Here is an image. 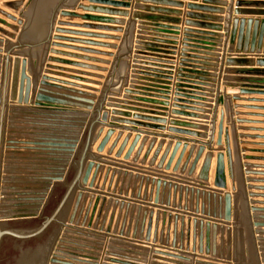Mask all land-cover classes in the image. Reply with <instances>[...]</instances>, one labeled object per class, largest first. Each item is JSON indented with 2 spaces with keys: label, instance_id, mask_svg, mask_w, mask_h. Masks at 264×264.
Listing matches in <instances>:
<instances>
[{
  "label": "water",
  "instance_id": "1",
  "mask_svg": "<svg viewBox=\"0 0 264 264\" xmlns=\"http://www.w3.org/2000/svg\"><path fill=\"white\" fill-rule=\"evenodd\" d=\"M131 1L132 0H82L83 3L105 7H87L81 4L77 6L79 11L119 18H128L130 14L118 11L117 9L132 8L133 14L128 22L120 19L93 17L89 15L82 16L68 11H61V8L63 7L61 4L60 7H57L50 20L46 37L39 43H22L20 42V37L8 33L0 27L1 36L17 42L16 45H13V47L7 51V56H3L2 63L0 82V177L9 89L10 101L17 102L16 106L14 105L9 109V119H12V116L16 115L19 111L22 112V116H27L26 118H28L27 121L29 122L46 123L45 125H31L37 129H30V132L37 133L28 136H34L40 139L28 140L29 142L34 143H27L25 145L34 147V150L33 148L30 150L32 152H41V155L39 156L44 158L42 161H39L45 162L44 165L40 166L43 169L37 171L43 173L26 175L32 177L35 176L30 179V181H42L44 184L41 185V189H34V186H37L36 184L28 185L32 187H26L24 189H15L14 187H3L2 189L5 193H2L0 199V264H74L71 261H68V256L72 258L75 256L72 252L80 251L72 248L77 247L88 249L86 245H79L84 244V241L76 238L99 239L102 237L94 235L87 230L100 229L101 232L105 230L104 224L100 226V221L103 207L107 202V199L102 198L100 194L86 191L85 188H99L103 176L101 177L100 175L97 180L98 173L101 172L102 175L106 173L107 176L111 173V169L110 167L108 169L107 165L119 169L118 174H116L117 180L115 188H117L122 177L124 182L123 185H125L127 179H129V182L134 179L135 183L140 181V189L137 195L138 200L141 199V190L143 189V184L146 183L143 201L148 198L150 202H153L156 205L160 203H166L167 207H170L171 205L175 207L178 205L180 210L183 208L184 203V210L187 211V200L190 198L191 212L195 211L197 215L222 222V227L219 228L217 223L214 225H210L209 223L204 225L203 222L199 223L196 219L192 220L190 217L189 219H186L185 215H182L181 217L176 215L173 219L174 228L173 240L171 243L169 241V235L165 242L163 239L167 215H162L163 220L160 245H165L167 248L171 247L172 249H178L180 252L186 251L192 252L193 254L198 253L199 255L205 254L213 258H226V261L231 263L232 257L229 254V251L225 257L222 252L217 249V236L219 231L223 236L225 233V226H230L233 223L234 264H264V224L257 225L259 230L255 231L253 230L252 224V219L253 221H264V202L255 200L264 198V195L256 193L247 194L231 96H225L224 87L226 121L227 125H230L231 127L234 158L231 146L230 129L225 128V110L219 109V99H216L215 107L212 109L197 103H207V101L201 100L200 98L212 99L213 94H216L215 84L219 83V81H217L219 78V71L217 68H219L218 58H220V56L218 55L219 51H216L214 48H216L217 45H220L224 38V35L220 34L223 31V27L220 24L224 22V19L215 16H222L225 13L224 8L228 6L227 2L229 0H202V5H187V10L189 12L186 15V28L183 30V45L179 56L177 80L175 84V99L173 100L174 105L172 106L175 110L171 112L172 116L180 117L184 120H174L170 122L167 119H163L168 118L165 113H158L166 111H152L153 109L150 108L145 109L143 107H134V105L126 103H141L167 108L170 100L169 97H167L169 96V93H159L155 90L170 92L169 89H165L161 86L171 87L172 79L161 77L160 75H162V73L158 71L146 70L138 73L136 69L133 68L129 79V86L123 90L124 102L113 99H109L108 101L105 100L106 95L120 97L123 87L128 85L136 22L140 39L135 43V51L133 52L135 57L145 56L149 58L144 60L145 62L150 63L147 64V66L162 70L165 68H163V66L170 64H166L161 60L174 61L169 58L176 56L175 49L163 48L160 47V44L175 46V44L170 42L177 41V37L180 36L181 31L179 28L171 26H179L181 21L172 17H179L180 14L163 8L139 10L132 6ZM137 1L138 3L164 8L182 9L184 7L183 3L175 1ZM191 1L197 2L198 0ZM20 5L21 3L8 4L7 7L18 11ZM233 7L235 8L234 15L236 16L253 15L264 17V11L258 13H243L240 11L241 8H264V2L237 0L236 2L234 1ZM135 10L144 11L149 14L135 12ZM0 16L15 23L17 27L7 25V23L1 19L0 26L7 27L16 33H20L19 27H22L23 31L21 34H23L27 25V19L24 15L17 17L0 9ZM58 17L63 19H80L90 23L105 25L126 26V28L121 40L119 37L75 31L73 29L101 33H122L123 29L95 25H75L63 21L59 22L57 21ZM230 24V30H228L227 35L228 42L232 45L237 44L238 49L246 54L249 53L250 56H224L223 67L220 73L222 75H264V72L256 70L237 71L224 68H264V57L251 56L264 49V20H245L232 17ZM55 25H57V27H55ZM141 36H148L149 39H142ZM97 40H121V43L118 48L116 45L100 43ZM65 43L69 45H66ZM0 48H3V43L1 41ZM91 48H107L110 50L118 49V51L115 56L113 53H106ZM21 49H26L29 53L36 49H43L45 53L50 55L45 61L46 73L42 76L36 93L33 91V85H36L38 76L34 75V78L36 76V79L33 81L32 77L28 74L30 65L28 60L29 56L27 55L26 57L21 58L22 56L20 54H16L12 66L11 54ZM88 55L114 58L97 103L96 95L80 90L91 92L97 91L60 81L55 78V75L50 77V70L66 72L65 69H59V67H57L58 65L101 73L108 72V69L106 68L96 67L89 65L88 63L108 66L110 65L109 62L90 58ZM59 57L67 58V60L59 59ZM30 71L33 74L36 73L31 65ZM85 75L86 74L71 76L69 79L83 84L90 83L81 77H85ZM245 84L251 83L247 80H239L237 84L226 82L224 83V86L240 88L241 95L264 96V92L254 91L264 89ZM59 91L64 93H59ZM33 94V103L30 105L31 96ZM152 94H157V96L160 97H154ZM153 100L162 101L159 103ZM234 100L236 102H256L241 97H235ZM21 106H24L23 110L20 108ZM105 107L113 110L109 113L104 109ZM25 108H27V110H25ZM242 108L259 110L256 107ZM206 109L212 111H206ZM217 110L219 112L218 123L216 121L218 114ZM68 115L73 117H67ZM206 115H213L214 117L211 120V118ZM38 118L47 119L40 121ZM69 120H74V127L69 126V124H71V121ZM187 120L211 121L212 129H208L206 125L193 123ZM237 122L241 125L253 124L251 121L244 119H238ZM168 123L171 126L169 128L166 127ZM57 124L63 125L58 127ZM9 129L12 130V132L10 131L7 133V147L5 150L14 151L16 149L11 146L18 145L19 143H15V140L17 139L13 136H15L14 134H16V132L13 130L17 131L20 129L13 126ZM105 129L108 130L105 132ZM116 130H119L120 132L117 133ZM241 130L243 132L257 131L256 129L244 127ZM124 131L137 134L134 136L131 143V135L126 136L123 133ZM166 131L171 134L205 140L209 139L210 141L209 143L195 142V144L200 145L196 150V147L189 146L190 141L179 138L178 140L184 142V144L181 146H175L172 153L171 144L167 145L157 165L158 170L165 168L167 171H171L173 175L178 173L184 175L188 172V176L192 177L197 170V166L204 155L206 147H211L215 144V147L219 151L226 152V155L224 153H219L217 155V164L213 181L214 190H207V185L210 183L212 163L214 159V154L211 152L204 156L203 163L196 178L197 187H185L179 185L176 181H168L163 178L151 179V177H143L139 175L134 176L132 173H129L131 169L128 168L132 167L129 166L127 168L126 165H130V163L136 164L138 162L143 154L146 144L148 143L149 137H153L154 139L149 141L144 156L140 161V166H156V162L164 147V143L161 142L155 150L157 144L156 138L174 139V137L160 135L161 133H159ZM209 132H211V136L207 134ZM142 135L145 137L142 138ZM113 137H115V139L111 143ZM97 139L98 143L96 144L94 141ZM140 142L141 145L136 152L135 159H133L132 156ZM110 143L111 145L108 148ZM248 144L249 143H245V145ZM257 146L264 147V145ZM93 148H95V153H93ZM179 148L181 151L176 159ZM125 151L126 153L124 155ZM105 152H107V157L114 156L112 163H107V161H104L105 158L101 157ZM245 152L264 154L263 151L246 150ZM152 153L153 157L151 161H149ZM226 158L228 161L231 192H228L229 184ZM167 159L168 163L166 164ZM118 160H122L121 165L118 163ZM245 160L264 161V159L258 160L250 157H245ZM183 161L184 164H182ZM6 166L7 163H5V168H7ZM246 167L248 169L256 168L253 165H247ZM31 171H34V169ZM245 174L247 176H264V173H256L250 170H247ZM247 182L252 184H264L263 181L250 178L247 179ZM123 185L121 187L120 195L123 192ZM4 186L7 185L4 184ZM150 187V196L147 197ZM155 188L156 194L154 195L153 190H155ZM161 189L164 191L168 189L167 199L164 195L165 192L163 193L162 198H160ZM247 189L251 191H264V187H256L253 185L247 187ZM85 192H87V194H85ZM111 198L114 199L113 197ZM248 198H251L252 200L249 202ZM195 199L196 207L194 208L193 201ZM115 204V206L120 207V212L125 210L121 229L119 232L117 231V227H119V217L115 227V234L118 232L120 237L126 236L127 238L132 237L133 239H136L141 224V239L143 238L146 243L152 241L153 244H156L159 241L158 232L161 219L159 213L156 214V218H154L153 212H142L141 207H138L133 233L131 232V225L133 224L132 219L128 231L126 232L130 210L132 209V212H134L135 207L132 206L131 202L125 203L122 201L121 204L117 202ZM249 204L252 206H259L252 209L255 213L252 218ZM179 222L180 231H178ZM230 230L231 229L228 227L226 230L227 234H230ZM254 233L255 235L260 236L256 237V240ZM229 246L228 243V248ZM108 250L111 252L113 249L109 248ZM115 252L122 251L118 250ZM130 254L133 253L130 252ZM180 254L173 255V252H170L162 253L161 255L172 259L182 260L183 256ZM107 256L125 260V262H127L120 263L119 261L109 260L108 262L111 264H131L128 262L136 261L135 259H131L132 257H123L116 253L108 252ZM144 257H146V255H144ZM142 262L145 263L144 261ZM196 264L223 263L197 260Z\"/></svg>",
  "mask_w": 264,
  "mask_h": 264
},
{
  "label": "crops",
  "instance_id": "2",
  "mask_svg": "<svg viewBox=\"0 0 264 264\" xmlns=\"http://www.w3.org/2000/svg\"><path fill=\"white\" fill-rule=\"evenodd\" d=\"M167 1H175V2H180L184 4V7L182 9H178V8H164V7H160V6H154V5H150V4H144V3H138L137 0H132V6L138 8L139 10H151V9H159V8H163V9H168L170 11L179 13V17H172L175 19H179L181 21V23L179 24V26H171V27H176L180 29V36L177 37V41L175 42H170L175 44V46H170V45H161L160 47L163 48H173L175 49V53L176 56H167V57H171L169 59H173L174 61H170V60H161L166 64H170V65H165L163 66L164 69L159 70L156 68H152L147 66V64H150L149 62H145V59H149L145 56H137L135 57L133 55V52L135 51V43L136 41H138V39H140L139 36V30H138V25L136 22V26H135V33H134V41H133V48H132V55H131V63H130V70H129V77H128V85L124 86L121 92V96L117 97V96H112V95H106L105 100H109V99H113L116 101H120V102H124L123 100V90L125 88H127L129 86V79L131 76V72L132 69H136V71L138 73L140 72H144V71H158L160 73H162V75H160L163 78H171L172 79V86L168 87V86H161L164 87L165 89H169L170 92H165V91H161V90H155L156 92L159 93H169V106L167 108L161 107V106H156V105H146V104H141V103H132V102H126L129 103L130 105H134V107H143L145 109L150 108L153 109L152 111H166V112H158V113H165L167 115L168 118H163V119H167L169 122L170 121H183L184 119L180 118V117H176V116H172L171 112L173 110H175L172 106L174 105L173 100L175 99V84H176V80H177V69H178V64H179V56H180V51L182 49V42H183V30L186 28L185 27V22L187 21L186 15L189 12L187 10V5L189 4H194V5H202L201 1L202 0H198L197 2H192L191 0H167ZM234 1L236 2L237 0H229L228 6L225 9V13L222 16H215V17H222L224 19V22L222 24H220L223 27V31L220 33L222 35H224V38L222 39V43L220 45H217L216 48H214L216 51H219L218 55L220 56V58H218V75L219 78L217 81H219V83L215 84V91L216 94H213V98H200L201 100L207 101V103L204 102H197L200 103V105L205 106V107H209V108H214L215 107V101L216 99H219V109H224L225 110V128H229L230 129V138H231V146H232V150H233V141H232V133H231V127L230 125H227V121H226V109H225V102H224V91L223 88L225 87V96H231L232 99V106H233V111H234V117H235V125H236V132H237V138H238V143H239V148H240V153H241V160H242V166H243V172H244V178H245V184H246V190H247V194L249 193H256L259 195H264V191H251L248 190L247 187L249 186H256V187H264L263 183H249L247 182V179H255L258 181H263L264 182V176H247L245 174V172L247 170L250 171H254L256 173H264V161H253V160H245V157H250V158H254V159H264V154H258V153H248L245 152L246 150L249 151H263L264 152V147L261 146H257V145H264V139H257V138H264V132H260V131H264V96L263 95H241L240 94V88H230V87H226L224 86V83L228 82V83H234L237 84V82L239 80H247L250 81L251 84H245V85H251L252 87H256V88H261L264 89V75H222L220 73V71H222V67H223V61H224V56L228 57V56H243V55H247L250 56V54H246L243 51H241L240 49H238L237 44H230V42H228L227 39V35H228V30H230V23H231V19L233 18H238V19H259V20H264V17H258V16H253V15H239L236 16L234 15L235 12V8L234 6ZM246 1H251V2H264V0H246ZM15 3H21L19 10L15 11L14 9H11L9 7H7L8 4H15ZM62 4V5H61ZM84 5L87 7H105V6H96V5H91L89 3H83L82 0H0V9L11 14V15H15L17 17L24 15V17H26V28L24 29L23 34H21V32L23 31L22 27H19L20 29V33H16L14 31H12L11 29L7 28V27H2L0 26L2 29H4L5 31H7L8 33L11 34H15L17 35V37H20V42L22 43H39L40 41H42L46 35H47V31L49 29V23L50 20L53 16V14L55 13L57 7L60 5L63 6L61 8V11H68L71 13H76L78 15H89V16H93V17H104V18H111V19H120V20H124L127 21L129 19H131V16L133 14V9H117L118 11H123L126 13H129L130 16L128 18H119V17H112V16H106V15H99V14H94V13H88V12H83V11H79L77 6L78 5ZM212 7V6H211ZM137 11L135 10V12H140V13H145V14H149L147 12L144 11ZM243 13H258L260 11H264L263 7H250V8H241V10ZM195 13V12H194ZM197 13V12H196ZM152 15H158V14H152ZM0 19L2 21H4L5 23H7V25L13 26V27H17V25L15 23H12L8 20H6L5 18L0 16ZM57 21H63V22H67V23H72L75 25H95V26H104V27H111L114 29H123L122 33H101V32H96V31H87V30H82V29H73L75 31H83V32H88V33H99V34H103V35H108L111 37H119L122 40L124 31H125V27H121L118 25H105V24H99V23H90V22H86V21H82L80 19H63L58 17ZM164 25V24H162ZM55 27H57V25H55ZM68 29V28H65ZM198 31H204V30H198ZM67 37V36H64ZM69 37V36H68ZM142 39H149L148 36H141ZM81 39V38H80ZM120 41H112V40H97L100 43H105V44H109V45H116L119 48V45L121 43ZM0 41L3 43V48H0V82H1V73H2V63H3V56H7V51L13 47V45H16L17 42L16 41H12L4 36L0 35ZM66 44V43H65ZM69 45V44H66ZM71 45V44H70ZM75 47H83V46H75ZM91 49H97L98 51H103L106 53H113L116 56V53L118 51L117 50H110L107 48H91ZM60 51H65V50H60ZM164 51H169V50H164ZM68 53H73V52H69V51H65ZM28 50L26 49H21V50H17L15 52H13L11 54L10 57H12V66H13V60L15 59V55L16 54H20L22 57L24 58L27 55L29 56V63L32 67V69H34V71H36V73H31L30 71V65H29V70H28V74L32 77L33 81L36 79V76H38L37 79V83L36 85H33V91L34 93H36L37 88H39V82L41 81V78L43 75H45V61L47 59L48 56H50L49 54L45 53V51L43 49H36L34 51H32L31 53H29ZM79 55H83V54H79ZM251 56H255V57H264V49L260 50L259 52H256L255 55H251ZM88 57L90 58H94L100 61H107L110 63V65H103V64H92V63H88L89 65H93L96 67H100V68H106L108 69L107 73H101V72H96V71H90V70H83V69H77V68H71V67H67V66H62V65H58L57 67H59V69H65L66 72H60V71H55V70H50V77H53L54 75L56 76V79H59L60 81H64L67 83H71L74 85H79L83 88H89V89H93L97 92H91V91H87V90H80V91H84L86 93H91L96 95L97 99H96V103L97 100L99 98V95L101 93V90L103 88V85L105 83V80L107 78V75L109 73V70L111 68V65L114 61V58H104V57H97V56H92V55H88ZM165 57V56H164ZM59 59H64L67 60V58H60ZM257 59V58H254ZM47 64V63H46ZM225 69H231V70H237V71H260V72H264V68H258V67H245V68H241V67H231V68H227L224 67ZM168 69H172V70H168ZM38 71V72H37ZM11 73H12V68H11ZM81 74H86L85 77H83V79H86L87 81H89L90 83H78V82H74L71 81L69 79V77L71 76H80ZM166 74V75H165ZM169 76H168V75ZM34 75L35 78H34ZM164 81V80H162ZM10 85H11V78H10ZM65 87V86H64ZM139 87V86H137ZM72 89H78V88H72ZM254 91H261L264 92V90H254ZM59 93H64V92H60ZM154 97H160L157 96V94H152ZM220 95V96H219ZM10 89H9V96H8V109H7V121H6V129H5V140H4V149H3V157H2V166H1V177H0V199H1V195L2 193H5L2 189L3 187H8V188H12L14 187L15 189H24L26 187H32V186H28V185H43L44 183L42 181H29L30 178H33L32 176H26V175H35V173H43V172H34L31 171L33 170V168L37 167L40 169H43L42 165L45 164V162H39L42 161L44 158L41 156H36V155H41V152H32L30 149H35L32 146H25L27 143H34V142H29L28 140H35V139H40V138H36L34 136H28V135H34L37 132H30V129H37L34 126H31L33 124H40V125H45L46 123L44 122H29L27 121L28 118H26L27 116H22V112H17L16 115L12 116L13 118L9 119L10 116V107L12 106H16L17 102H11L10 101ZM161 97H166V96H161ZM235 97H241L243 99L246 100H253L256 102H236L234 100ZM33 98H34V94L31 96V102L30 105H32L33 103ZM153 101H157L160 103V101L162 100H153ZM181 101H186V100H181ZM195 103V102H194ZM242 107H256L259 110H251V109H244ZM22 110L24 108V106L20 107ZM106 111H108L109 113L113 110V109H109L107 107L104 108ZM138 109V108H137ZM142 109V108H140ZM199 109H204V108H199ZM25 110H27V108H25ZM121 111V110H119ZM206 111H212L209 109H206ZM217 118L216 121L218 123V119H219V112L217 110ZM25 115V114H24ZM208 117L211 118V120L213 119V115H206ZM25 117V118H24ZM67 117H73L71 115H68ZM156 117V116H154ZM159 118V117H157ZM40 119V121H43L47 118H38ZM238 119H244L247 121H251L253 124H245V125H241L239 124L237 121ZM57 120V119H56ZM186 120V119H185ZM71 121L69 124V126L74 127L75 125H73L74 120H69ZM187 121H191L193 123H200L201 125H206V127L208 129H212L211 126V121H203V120H187ZM11 123V124H10ZM76 123V122H75ZM63 124H57V126L61 127ZM153 125H158V124H153ZM16 127L17 129L23 130H13L14 132H16V134H14L15 136V143H19L18 145L15 146H11L14 147L16 150L11 151V150H5V148L7 147L6 143H7V133H9L10 131L12 132V130H10V127ZM167 128L171 127L168 123V125L166 126ZM250 128V129H256L257 131H250V132H243L241 129L242 128ZM100 129V128H99ZM108 129H105V132ZM260 130V131H259ZM116 132H120L119 130H116ZM126 136L127 135H131V140L130 143L133 141V138L135 135H137L136 133H130L128 131H124L123 132ZM161 133L160 135H168L171 137H174V139H163L161 137L156 138L157 140V144L155 146V150L156 147L159 145V143L163 142L164 143V147L163 150L161 152V155L159 157V159L156 162V166L154 167H149V165L146 166H140V161L142 160L144 153L148 147L149 141L151 139H154L153 137H149L148 138V143L145 146V149L143 151V154L141 155L140 159L138 160V162L136 164L134 163H130L126 165V167L128 168L129 166H131L132 168H128L131 169L129 171V173H132L134 176L136 175H142L143 177H151V179H167L168 181H176L177 183H179V185H183V186H189V187H197L196 186V178L197 175L199 173V170L201 168V165L203 163L204 160V156L211 152L214 154V159H213V163H212V171H211V176H210V183L207 185V190H214V186H213V181H214V174H215V169H216V164H217V155L219 153H224L226 155V152H221L219 151L216 147L215 144H213L211 147H206L204 155L202 157V159L200 160L198 166H197V170L195 172V174L192 177L188 176V172H186L184 175H182L181 173H178L176 175H173L171 173V171H167L165 168H163L162 170H158L157 169V165L160 161V158L162 156V154L164 153L167 145L171 144V153L173 152L175 146L179 145H183L184 142L179 141V138L182 139H186L188 141H190L189 146L190 147H196V150L198 149V147L200 145L195 144V142H203V143H209V139H201V138H192V137H187V136H181V135H176V134H171L169 132H159ZM199 133H204V132H199ZM44 134V133H43ZM209 136H211V132L207 133ZM18 135V136H17ZM20 135V136H19ZM22 135V136H21ZM142 138H144L145 136L142 135ZM115 137H113L111 143L114 141ZM194 143H193V142ZM94 143H98V139L94 141ZM111 143L109 144L108 148L110 147ZM129 143V145H130ZM224 143H225V138H224ZM245 143H249L248 145H245ZM141 142L138 144L132 158L135 159V155L136 152L138 150V148L140 147ZM107 148V149H108ZM38 149V148H37ZM93 153H95V148L92 149ZM154 150V151H155ZM117 151V150H116ZM127 151V150H126ZM126 151L124 152V155L126 153ZM181 149L179 148L176 159L180 153ZM106 153L103 154L101 157L105 158L104 161H107V163H112L114 160V156L113 157H107ZM170 153V155H171ZM169 155V157H170ZM6 157V160H5ZM153 157V153L149 158V161H151ZM8 158V159H7ZM194 158V157H193ZM233 158H234V150H233ZM169 159V158H168ZM168 159L166 161V164L168 163ZM122 160H118V163H120L121 165ZM5 163H7V168H5ZM175 163V162H174ZM165 164V166H166ZM182 164H184V161L182 162ZM33 165H37V166H33ZM226 165H227V175H228V184H229V190L228 192H231V182H230V177H229V168H228V161L226 158ZM234 165H235V160H234ZM247 165H253L256 168H250L248 169L246 166ZM111 169V173L107 176L106 173L105 174H101V172L98 173L97 176V180L98 178L103 176V180L101 182V185L99 186L98 189L94 188H89L86 187L85 190L89 191V192H94L96 194H100L102 198H106L107 202L105 203L104 207H103V212H102V217H101V221H100V226L104 224L105 230L103 232L100 231V229L98 230H94V229H90L87 230L90 233L97 235L99 237V239L96 238H76L79 239L81 241H84V244H79L81 246L86 245L88 247V249H83V248H72L75 249L77 251L80 252H72L73 255H75L74 257L70 258L68 256V261H71L74 264H111L108 261L109 260H113V261H119L120 263H127L125 262V260H121L118 258H113V257H109L107 256V253H116L119 255H122L123 257H132L131 259H135V262H128L131 264H196L197 260H201V261H210V262H215V263H223V264H234L233 262V223L230 226H225V233L222 234L218 233L217 236V249L219 251L222 252V254L226 257L229 251V254L232 257V262H227L226 258L225 259H221V258H213L211 256H207V255H199L198 253L193 254L192 252H186V251H182L180 252L178 249H172L171 247L167 248L165 245H160V237H161V229H162V215H167V220L165 222V233L163 234V239L164 242L167 240V237L169 235V241L172 243L173 240V228H174V217L176 215H178L179 217H181L182 215H185L186 219H189V217L192 220H197L199 223L203 222L204 225H206L207 223H209L210 225H214L215 223H217L218 227H222V222L219 220H213L210 218H207L205 216H201V215H197L195 213V211L191 212L190 210V198L187 200V204H188V208L187 211L184 210V203H183V208L180 210L178 208V205L173 207L172 205L170 207H167L166 203L165 204H154L153 202H150L149 199L147 198V200L143 201V197H144V193H145V186L146 183L143 184V189L141 190L142 195H141V199L138 200L137 195L140 189V181L135 183V180L132 179L129 182V179H127V181L125 182V185H123V177L121 178L117 188H115L116 185V180H117V175L119 169L115 168V167H111L109 165H107V168ZM125 167V166H124ZM190 167V166H189ZM7 169V170H5ZM189 169V168H188ZM235 175H236V168H235ZM35 177V176H34ZM15 179V180H4V179ZM17 179V180H16ZM236 183H237V176H236ZM4 184H6L7 186H4ZM123 185V192L120 195V191H121V187ZM151 186V185H150ZM36 189H41V186H34ZM27 189H31V188H27ZM116 189V190H115ZM237 189H238V183H237ZM150 190L151 187L149 189V192L147 194V197L150 196ZM116 191V192H115ZM154 195L156 194V188L155 190H153ZM165 192V198L167 199V193H168V189H166L165 191L163 189H161L160 191V198H162L163 193ZM85 194H87V192H85ZM111 197H113L114 199H112ZM25 199V198H23ZM252 199L248 198V201L250 202ZM257 201H263L264 202V198H259V199H255ZM1 201V200H0ZM122 201H124L125 203L131 202L132 206L135 207V211L132 212V209L130 210V214H129V218H128V222H127V228H126V232L128 231L129 225H130V221L132 219L133 224L131 225V232L133 233L134 230V225H135V221L137 218V212H138V207H141L142 212L147 211L148 213L153 212L154 213V218H156V214H160L161 215V219H160V223H159V232H158V239L159 241L156 244H153V242L151 241L150 243H146L145 240L142 238L141 239V224L139 226L138 229V235L136 239H133L132 237H120L119 236V231L121 229V224L124 218V214H125V210H123V212H120V207L119 206H115L116 202L121 204ZM193 205L194 208L196 207V199L193 201ZM250 207V213H251V218L253 217V215H255V213L252 211V209H254V207H259V206H252L249 204ZM120 217V218H119ZM171 217V218H170ZM119 218V227H117V234H115V227L117 225V220ZM14 220V219H12ZM121 220V221H120ZM2 221H9V220H2ZM131 221V222H132ZM142 221V218H141ZM252 224H253V230H259V228H257V225L259 224H264V221H253L252 219ZM230 228L231 232L230 234H227L226 230L227 228ZM109 229V230H108ZM178 231H180V222L178 224ZM153 234H154V229H153ZM255 240L256 237H260L258 235H255ZM81 243V242H80ZM228 243H229V248H228ZM260 245V244H258ZM109 248H112L113 250H108ZM74 250V251H75ZM122 251V252H115V251ZM113 251V252H112ZM167 251V252H166ZM133 253V254H130ZM172 253L173 255H177L180 254L183 256L182 260L179 259H172V258H168L165 257L163 255H161L162 253ZM161 253V254H160ZM137 254V255H136ZM128 255V256H127ZM141 255V256H140ZM143 255V256H142ZM144 255H146V257H144ZM143 257V258H142ZM73 259V260H72ZM142 261H144L145 263H143Z\"/></svg>",
  "mask_w": 264,
  "mask_h": 264
},
{
  "label": "bare ground",
  "instance_id": "3",
  "mask_svg": "<svg viewBox=\"0 0 264 264\" xmlns=\"http://www.w3.org/2000/svg\"><path fill=\"white\" fill-rule=\"evenodd\" d=\"M34 150V149H33ZM36 156H39V155H36ZM34 169V172H37V171H39V169L40 168H37V167H35V168H33ZM140 176V175H139ZM142 176V175H141ZM34 178V177H33ZM30 179H32V178H30ZM30 181V180H29ZM37 180H35V182H36ZM34 182V181H33ZM39 182V181H38ZM37 186H41V185H37ZM42 187V186H41ZM31 189H33V188H31ZM34 189H36V188H34Z\"/></svg>",
  "mask_w": 264,
  "mask_h": 264
},
{
  "label": "rangeland",
  "instance_id": "4",
  "mask_svg": "<svg viewBox=\"0 0 264 264\" xmlns=\"http://www.w3.org/2000/svg\"><path fill=\"white\" fill-rule=\"evenodd\" d=\"M70 213V212H69Z\"/></svg>",
  "mask_w": 264,
  "mask_h": 264
}]
</instances>
